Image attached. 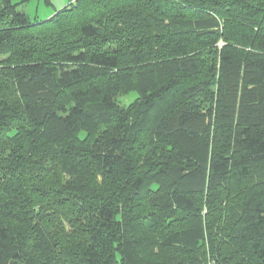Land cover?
Wrapping results in <instances>:
<instances>
[{
  "label": "trees",
  "instance_id": "16d2710c",
  "mask_svg": "<svg viewBox=\"0 0 264 264\" xmlns=\"http://www.w3.org/2000/svg\"><path fill=\"white\" fill-rule=\"evenodd\" d=\"M28 1L0 0V264H264V0Z\"/></svg>",
  "mask_w": 264,
  "mask_h": 264
},
{
  "label": "rangeland",
  "instance_id": "374dc122",
  "mask_svg": "<svg viewBox=\"0 0 264 264\" xmlns=\"http://www.w3.org/2000/svg\"><path fill=\"white\" fill-rule=\"evenodd\" d=\"M74 0H50L47 3L45 0H30L18 6L20 12L28 15L32 22L45 21L54 16L56 12L73 2ZM123 103L128 104L133 100L131 97H122Z\"/></svg>",
  "mask_w": 264,
  "mask_h": 264
}]
</instances>
